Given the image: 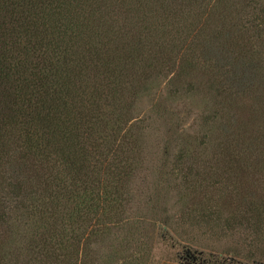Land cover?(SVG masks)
Masks as SVG:
<instances>
[{"label": "trees", "instance_id": "16d2710c", "mask_svg": "<svg viewBox=\"0 0 264 264\" xmlns=\"http://www.w3.org/2000/svg\"><path fill=\"white\" fill-rule=\"evenodd\" d=\"M162 82L203 113L157 212L132 121ZM245 263L264 264V0H0V264Z\"/></svg>", "mask_w": 264, "mask_h": 264}, {"label": "rangeland", "instance_id": "374dc122", "mask_svg": "<svg viewBox=\"0 0 264 264\" xmlns=\"http://www.w3.org/2000/svg\"><path fill=\"white\" fill-rule=\"evenodd\" d=\"M168 92L165 83L155 85L148 96L139 100L134 114L136 118L132 121L133 132L138 131L139 135L142 149L140 156L144 159L143 168L146 174L151 176V199L157 212L165 205L173 206L174 201H171L170 195L167 194L172 184H169L167 176L179 147L187 140L193 142L191 140L198 136L200 117L203 113V106L196 97L171 98ZM16 225L13 226L11 235L16 241H20L24 230ZM186 247L182 245V248ZM166 254H170L167 248L158 245L155 256ZM192 254L199 255L196 252Z\"/></svg>", "mask_w": 264, "mask_h": 264}]
</instances>
